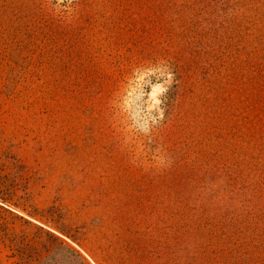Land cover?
Segmentation results:
<instances>
[{
	"label": "rangeland",
	"instance_id": "1",
	"mask_svg": "<svg viewBox=\"0 0 264 264\" xmlns=\"http://www.w3.org/2000/svg\"><path fill=\"white\" fill-rule=\"evenodd\" d=\"M0 264H264V0H0Z\"/></svg>",
	"mask_w": 264,
	"mask_h": 264
}]
</instances>
